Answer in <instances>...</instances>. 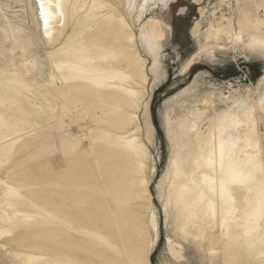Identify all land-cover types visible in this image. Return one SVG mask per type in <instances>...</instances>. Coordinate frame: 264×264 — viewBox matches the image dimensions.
I'll return each instance as SVG.
<instances>
[{"label":"rangeland","instance_id":"1","mask_svg":"<svg viewBox=\"0 0 264 264\" xmlns=\"http://www.w3.org/2000/svg\"><path fill=\"white\" fill-rule=\"evenodd\" d=\"M0 3L9 6L0 14L14 23L8 31L0 28V181L6 184L4 190L9 186L21 195L11 207L9 201L0 204V209L19 212L18 225L0 222V230H11L0 237V264H21L20 258L29 257L36 260L27 264H201L192 245L176 238L173 219L165 209L171 177L165 178L178 149L171 146L168 128L178 134L179 124L187 121L204 135L218 136L220 123L236 122L235 134L243 142L256 129L264 158V27L259 36L254 30L264 21V0H160L140 24L126 7V11L120 8L138 45L145 22L164 23V30L155 33L156 38L163 36L161 80L144 92L149 91L154 133L149 139L144 129L137 135L147 147L149 197L134 188L143 170L135 160L124 159L119 139L123 131L109 125L108 120L118 125L119 114L125 111L107 100L106 96L113 97L112 89L99 86L92 92L78 85L72 95L69 90L75 85L63 79L69 73L50 68L48 59L42 65L50 73L49 81L39 71L28 74L22 68L30 60L25 52L28 43L44 58L54 53L59 60L62 53L57 50L63 45L97 39L107 22L104 14L75 19L66 13L62 24H53L55 38L45 43L33 0ZM230 22L236 33L239 24H246L244 46L199 49L209 44L211 27ZM196 26L197 41L192 37ZM59 30L63 32L57 42ZM15 45L19 51L12 53ZM130 49L135 51L128 45ZM139 53L150 67V55L143 47ZM194 53L196 60L181 73L182 64ZM126 84L142 91L137 79ZM38 103H45L44 108ZM79 111L86 112L84 121ZM153 240L155 246L145 258L144 247ZM250 246L252 262L264 263V229Z\"/></svg>","mask_w":264,"mask_h":264},{"label":"bare ground","instance_id":"2","mask_svg":"<svg viewBox=\"0 0 264 264\" xmlns=\"http://www.w3.org/2000/svg\"><path fill=\"white\" fill-rule=\"evenodd\" d=\"M33 1L45 43L55 38V36L53 37L55 29L53 24H62L66 20V13L75 19L82 15L85 19L101 14L106 17L107 22L99 28L96 40L88 39L85 44L81 43L82 45H80L79 42L76 45L73 44L72 47L64 48L65 45H63L57 50L62 53L59 60L56 55L52 56L54 53L44 58L45 55L40 50H35L32 43H28V49L25 52L30 56V60L23 63L22 68L28 74L39 71L41 77H44L45 81H49L50 73L48 74L47 70H44L45 66L43 67L49 60L50 68L55 67L59 73L62 71L69 73V77L64 76L63 79L70 80L69 85H75L69 90L72 95L73 90L80 89L76 87L78 85L81 88H89L92 92H96V88L99 86L112 89L110 93L113 94V97L106 96L107 100L125 111L120 112L121 120L118 125L107 120L110 126L118 127V130L123 131V135L119 139L124 147V159L135 160L140 164L141 171L143 170L142 173L140 172L142 176L134 183L136 192L147 194L149 197L148 166L144 164V160L148 156L147 147L140 143L138 134L144 129L148 133L149 139L154 133L148 113L150 102L147 99V94L149 91L144 92L149 84L153 89L161 80L160 57L163 49V36L156 38L155 33L158 29L164 30V23L158 21L159 23L155 24L154 21H147L140 29V33L138 32L140 34L139 44L152 59L151 66L148 67L147 61L142 59L139 53L142 47L138 45L131 24L120 8L123 7L124 10L126 7L128 15L139 23L147 12L157 7L160 0ZM114 2L116 3L114 4ZM165 4L167 5V3ZM7 8H9L7 4L0 3V11ZM247 16L244 17V20L248 19ZM12 24L14 23L5 18V14H0L1 29L8 31L13 26ZM245 25L239 24L240 31L238 33L235 32L231 22L226 27H211L209 44L205 48L199 47V49L218 47L225 50L227 45H232L235 48L244 46L242 29ZM254 27L255 36H259L264 27V21L256 23ZM62 32L63 30H59L56 36L57 42L60 41ZM196 32L197 26L192 29V37L195 41L198 40ZM107 36L111 38L104 40ZM222 41L225 42V46L220 45ZM128 45L134 46L135 51L127 50ZM17 51L19 48L15 45L12 48V53ZM197 55V53L192 54L182 64L181 73L188 71ZM127 68L130 70V75L127 74ZM131 79H137L140 87L136 86L142 91L138 92L137 89L135 90L136 87L133 88L126 84L131 83ZM151 79H153L152 83H150ZM47 93L49 94L50 91L47 90ZM26 95L28 98L34 99L33 94L26 93ZM149 97L151 96L149 95ZM42 104L45 105V103ZM42 104L38 103L40 108H44ZM78 113L80 120L84 121L83 115L86 112L79 111ZM225 123H220L218 136L214 133L204 135L190 128L187 121L179 124L178 134L171 127L168 128V135L173 142L171 146L174 148L178 145V149H175V157L171 162V172L167 174L166 178L164 175L165 179L171 177L167 187L168 197L167 203H164L166 204L165 209L173 219L176 238L192 245L193 252L201 264H254L252 262L254 250L250 244L261 236L264 229L262 144L255 128L243 142L235 134L238 124L236 122L228 124L226 121ZM132 125L134 127H130ZM191 132L195 133L188 137L185 136ZM180 136H185L186 140L182 138L180 140ZM17 139L13 138L11 141L15 142ZM182 148L187 149L183 150ZM166 181L168 182V180ZM4 185L6 184L0 181V204L9 201L7 205L11 207V202L15 204L21 195L9 186H6L7 190H4ZM18 215L17 210L10 213L0 209V222L8 224L15 222L18 225ZM9 232H11L10 227L0 230V237ZM178 240L176 241L178 242ZM154 243L153 240L151 246L148 243L145 245V258L147 253L153 250ZM35 260V257L20 258L21 264L31 263ZM145 264L150 263L145 261Z\"/></svg>","mask_w":264,"mask_h":264},{"label":"water","instance_id":"3","mask_svg":"<svg viewBox=\"0 0 264 264\" xmlns=\"http://www.w3.org/2000/svg\"><path fill=\"white\" fill-rule=\"evenodd\" d=\"M193 67V66H192Z\"/></svg>","mask_w":264,"mask_h":264}]
</instances>
